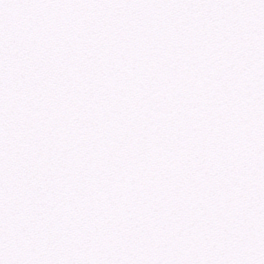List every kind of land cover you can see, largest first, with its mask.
<instances>
[{
    "label": "snow or ice",
    "instance_id": "obj_1",
    "mask_svg": "<svg viewBox=\"0 0 264 264\" xmlns=\"http://www.w3.org/2000/svg\"><path fill=\"white\" fill-rule=\"evenodd\" d=\"M0 264H264V0H0Z\"/></svg>",
    "mask_w": 264,
    "mask_h": 264
}]
</instances>
